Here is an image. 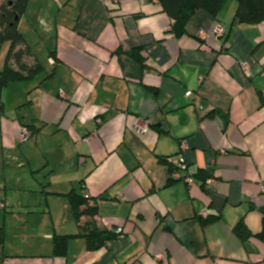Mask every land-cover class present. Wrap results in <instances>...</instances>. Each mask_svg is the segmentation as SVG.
I'll use <instances>...</instances> for the list:
<instances>
[{
  "label": "crops",
  "instance_id": "crops-1",
  "mask_svg": "<svg viewBox=\"0 0 264 264\" xmlns=\"http://www.w3.org/2000/svg\"><path fill=\"white\" fill-rule=\"evenodd\" d=\"M38 9L48 51L36 41L33 51L44 70L2 93L0 168L13 190L40 194L18 203L22 214L29 205L50 218L41 233L11 234L23 243L0 250V264H264V22L240 23L235 0L217 14L198 10L183 34L159 0H43ZM139 119L151 122L143 134ZM70 192L93 216L75 219ZM13 200L7 192L0 207ZM91 221L116 236L96 250L71 238L54 255L55 234ZM239 223L252 233L245 241ZM39 235L47 243L36 245Z\"/></svg>",
  "mask_w": 264,
  "mask_h": 264
},
{
  "label": "trees",
  "instance_id": "trees-1",
  "mask_svg": "<svg viewBox=\"0 0 264 264\" xmlns=\"http://www.w3.org/2000/svg\"><path fill=\"white\" fill-rule=\"evenodd\" d=\"M28 1L8 0L2 5L0 11V25L2 27L0 30V46L4 41L10 43L5 68L0 70V114L3 113L2 93L8 84L13 81L31 79L44 70V65L18 28L20 18L26 12ZM235 1L237 2L235 16L240 23L258 24L264 22V0ZM159 2L163 11L171 18V30L176 34H183L187 21L195 12L206 10L211 14H217L225 0H159ZM140 51V49H132L127 53L140 60ZM50 56L55 57V52H51ZM32 129L33 132H37L39 128L33 127ZM29 134L32 135L30 128ZM66 196L72 206L76 220H79L85 214L93 216L95 208L89 206L84 196L76 192H70ZM212 220L215 219L208 221ZM234 231L243 241L252 235L243 223H239ZM79 236L86 239L89 249L96 250L102 247L107 240L114 238L116 234L99 228L91 221L80 226L79 231L75 234H55L53 238L54 255H64L68 241ZM260 236L264 239V231L260 233ZM4 238L5 231L0 228V244L3 243Z\"/></svg>",
  "mask_w": 264,
  "mask_h": 264
},
{
  "label": "rangeland",
  "instance_id": "rangeland-1",
  "mask_svg": "<svg viewBox=\"0 0 264 264\" xmlns=\"http://www.w3.org/2000/svg\"><path fill=\"white\" fill-rule=\"evenodd\" d=\"M8 0H0V11L1 7L3 4H5ZM43 0H32V3L29 5V8L27 9V14L25 17L22 18V20L19 21L18 23V28L21 33L25 35L27 38L28 43L30 46L33 48L35 43H38L39 50L43 48L46 53L48 50H46L45 47H48L44 45L46 42L43 41L44 38H41V34H43L41 26L36 22L37 15H38V5L42 4ZM2 29L0 25V30ZM38 30V31H37ZM41 33V34H40ZM40 34V35H39ZM36 41V42H35ZM35 42V43H34ZM44 42V43H43ZM37 45V44H36ZM35 45V49L37 51V47ZM10 43L9 41H4L1 46H0V70H3L5 68L6 64V57L8 53ZM38 50V51H39ZM37 51V52H38ZM40 53L39 60L43 58V54ZM19 177L25 184L30 183L29 177L26 175V173L19 172ZM24 174V175H23ZM17 179V180H20ZM13 178L11 176V173L6 171L3 172L2 168H0V198H4L6 193L9 192V197L14 198L13 201L15 203H9L7 207L1 208L0 207V228H3L5 231V238L2 244H0V250L2 252L7 251L9 247V243L11 244V241L13 244H17V242H22L23 243V238H18L16 236H11V234L15 233L16 230H23L22 228L24 227L25 230L28 228V231L30 228L36 229L37 233H41V229L44 228V218L48 219L50 216L48 211H34L31 206H26L25 209L28 210V212L25 210V214L23 215V206L18 204L19 202L23 203L31 200V198L37 199L40 194H35L31 193L29 194L27 192V189H21V190H13L14 188V183H13ZM15 192V193H13ZM33 194V195H32ZM20 214L24 217L23 221H20L21 217ZM34 223L38 224V227H32ZM45 229V228H44ZM43 243H47V239L42 237V235H39L36 238V245Z\"/></svg>",
  "mask_w": 264,
  "mask_h": 264
},
{
  "label": "built area",
  "instance_id": "built-area-1",
  "mask_svg": "<svg viewBox=\"0 0 264 264\" xmlns=\"http://www.w3.org/2000/svg\"><path fill=\"white\" fill-rule=\"evenodd\" d=\"M225 32V29L224 27L221 25V24H218L217 27H216V35L217 36H221L223 35ZM200 36L202 37H207V34L205 31H200L199 32ZM245 68H247V64L244 63L243 64ZM192 92L191 91H188L187 92V95L188 96H191ZM151 122L147 119H144V120H138L135 124H134V129L136 130V132H138L139 134L140 133H144L148 130L149 126H150ZM23 139H27L28 136H30L29 134V131L27 128H24L23 130ZM188 148L187 144L183 141L181 142L180 144V151L182 152L183 150H186ZM180 152V153H181ZM175 165L178 167V168H186V164H185V159L183 156H181V154L178 155V158H177V161L175 162ZM186 180H188L190 183L192 182V178L191 177H187ZM263 190H264V185H263ZM206 214L203 212L202 216H205ZM117 233L120 234V235H123V231H122V228H117Z\"/></svg>",
  "mask_w": 264,
  "mask_h": 264
}]
</instances>
